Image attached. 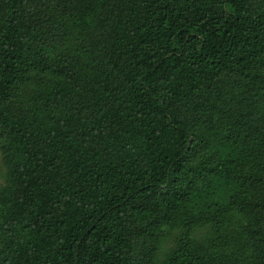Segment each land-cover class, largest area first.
<instances>
[{"label":"trees","instance_id":"1","mask_svg":"<svg viewBox=\"0 0 264 264\" xmlns=\"http://www.w3.org/2000/svg\"><path fill=\"white\" fill-rule=\"evenodd\" d=\"M0 153V264H264V0H0Z\"/></svg>","mask_w":264,"mask_h":264},{"label":"rangeland","instance_id":"2","mask_svg":"<svg viewBox=\"0 0 264 264\" xmlns=\"http://www.w3.org/2000/svg\"><path fill=\"white\" fill-rule=\"evenodd\" d=\"M65 27H64V34L67 38H76L82 34L81 32V25L76 22L75 17L73 14H70L67 16L65 20ZM1 161V153H0V185L4 183L5 180V172L4 168L2 166ZM228 187V186H227ZM229 189V190H228ZM226 190V186L222 187L221 189H214L210 192L206 193L204 196L201 197L200 201H194V203L189 204V208L194 210L196 217H198L201 221H205L206 218H208L210 215L213 214L215 209L223 203H228L230 191L231 189L228 188ZM218 203V204H217ZM204 228H201L198 230L199 234H203ZM175 234L176 231L174 228H170L167 231V240L164 243L163 250L158 257L157 263H162L164 259V254L166 252V249L170 247L175 240Z\"/></svg>","mask_w":264,"mask_h":264}]
</instances>
